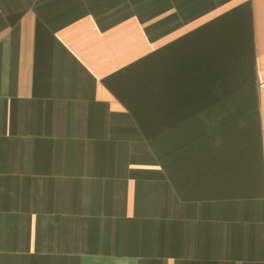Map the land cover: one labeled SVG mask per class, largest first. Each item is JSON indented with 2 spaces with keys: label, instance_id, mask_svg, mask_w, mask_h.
I'll return each instance as SVG.
<instances>
[{
  "label": "crops",
  "instance_id": "0c3cea01",
  "mask_svg": "<svg viewBox=\"0 0 264 264\" xmlns=\"http://www.w3.org/2000/svg\"><path fill=\"white\" fill-rule=\"evenodd\" d=\"M0 264H264V0H0Z\"/></svg>",
  "mask_w": 264,
  "mask_h": 264
}]
</instances>
